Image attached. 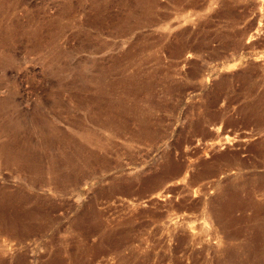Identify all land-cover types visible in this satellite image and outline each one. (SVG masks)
Returning a JSON list of instances; mask_svg holds the SVG:
<instances>
[{
    "label": "rangeland",
    "instance_id": "374dc122",
    "mask_svg": "<svg viewBox=\"0 0 264 264\" xmlns=\"http://www.w3.org/2000/svg\"><path fill=\"white\" fill-rule=\"evenodd\" d=\"M69 1L4 10L0 264H264V0Z\"/></svg>",
    "mask_w": 264,
    "mask_h": 264
},
{
    "label": "bare ground",
    "instance_id": "6f19581e",
    "mask_svg": "<svg viewBox=\"0 0 264 264\" xmlns=\"http://www.w3.org/2000/svg\"><path fill=\"white\" fill-rule=\"evenodd\" d=\"M65 8L68 10H74L75 4L74 1L64 0ZM81 5H83L82 0H78ZM103 2L104 8H109L111 6L109 0H92V5L97 9L98 3ZM168 2H172L174 7L180 12L185 10L188 7L197 8L200 5V0H168ZM17 0L13 2H9V0H0V42H4L8 37L6 36L8 29H10L8 25V20L11 17L4 13V10L10 6L14 7ZM78 3V2H77ZM159 4V0H118L117 1V10L111 14V16L107 15L109 19V26H112L114 29H133L139 28L145 25H155L159 27H166L168 23H170L171 15L168 12H156L154 7ZM177 11V12H178ZM178 12V13H179ZM181 14V12H180ZM99 16V13H98ZM14 17V16H13ZM101 19V16H99ZM177 18V16H175ZM59 21V17L55 18ZM105 23V22H104ZM17 27V26H15ZM39 28H36L33 34L38 35ZM180 34V33H179ZM41 40V39H40ZM141 45V42L135 40L133 46ZM34 46L39 48L42 46L40 43H36ZM51 46H59L57 43H54ZM176 46H185L182 41L176 44ZM55 56L57 52L53 51ZM51 54L53 57H55ZM52 61V60H50ZM56 69V68H55ZM80 73H84V68H78ZM9 126H6V129H9ZM0 153L5 156V158H9L12 160V163L22 166L27 163V159H23L22 156L18 154L10 155L9 149L4 145L0 144ZM17 193H15L16 195ZM19 194V195H18ZM17 196L22 198H26V194L18 193ZM11 193H8L7 196L4 195L3 198H0V224L4 222V220L8 222H14L13 220L18 219L19 214L16 212V209L12 206V201L8 198L11 196ZM34 210L30 211V215H34ZM37 215V214H36Z\"/></svg>",
    "mask_w": 264,
    "mask_h": 264
}]
</instances>
